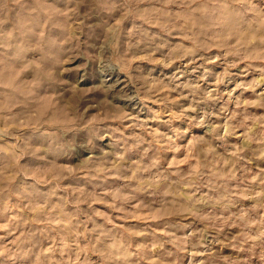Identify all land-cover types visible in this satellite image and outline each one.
I'll list each match as a JSON object with an SVG mask.
<instances>
[{
    "label": "clouds",
    "instance_id": "clouds-1",
    "mask_svg": "<svg viewBox=\"0 0 264 264\" xmlns=\"http://www.w3.org/2000/svg\"><path fill=\"white\" fill-rule=\"evenodd\" d=\"M0 264H264V0H0Z\"/></svg>",
    "mask_w": 264,
    "mask_h": 264
}]
</instances>
